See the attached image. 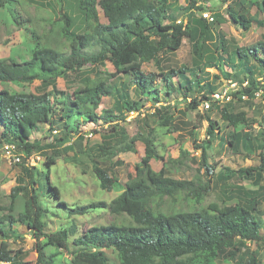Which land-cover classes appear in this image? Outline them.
Listing matches in <instances>:
<instances>
[{"label": "trees", "instance_id": "trees-1", "mask_svg": "<svg viewBox=\"0 0 264 264\" xmlns=\"http://www.w3.org/2000/svg\"><path fill=\"white\" fill-rule=\"evenodd\" d=\"M11 2L14 1L0 0V8L9 12L15 22L16 16L6 10ZM195 3L187 0L184 7L170 10L165 0H75L73 4L59 6L57 17L49 18L48 31L39 34L33 28L37 42L30 48L28 61L0 60V85L3 86L0 88V143L13 144L21 155L20 163L14 164L21 169V177L10 191L6 209L1 206L0 193V263L23 264L22 252L10 250L11 242L22 240L21 227L33 236L38 264H54L52 256L46 257L48 247L68 252L69 264H242L247 244L264 243V236L260 234V230L264 232V219L259 210L264 203V192L259 191V187L246 190L234 183L247 180L258 185L262 179L264 115L254 135H245L247 141L254 142L252 149L259 156L260 164L237 170L221 167L215 175L211 173L221 181L227 198L223 205L204 204L206 192L201 194L200 187L170 178L164 167L153 170L151 162L161 158L153 147L149 131L145 136L138 135L144 153L134 165L133 174L127 175L123 188H118L117 181L98 166L97 160L92 162V172L100 188L120 191L108 204L100 202L71 208L60 200L59 190L49 182L47 171L55 164L54 159L49 157L45 161L47 171L43 173L28 167L32 156L47 149L53 151V143L42 145L40 140L32 139L33 133L56 134L54 142L64 146L65 153L74 140H83L82 122L102 123L109 128V133L117 135L118 124L132 112L139 116L144 102L150 99L160 104L162 95L155 86L157 79L163 83V98L181 95L184 102L189 99V107L197 108L218 90L211 85V74L205 70L216 68L219 71V67H225L230 71L222 73L224 80H235L232 97L238 101L243 97L252 99L263 87L255 75L264 78V39L228 53L226 41L218 31L215 47L220 52L218 64L211 59L204 61V51L207 43L215 38L212 29L219 19L214 13L215 21L207 23L197 16L201 7ZM249 3L264 13V0ZM236 7L231 3L226 9L227 16L247 30L252 20L242 4ZM99 11L104 23L100 21ZM183 39L190 44L192 66L170 68L159 74L143 71L144 64L158 63L160 55L176 52ZM106 62L118 75L130 79L134 99L130 98L128 84L121 79L106 82L98 76L91 77L98 73L96 68ZM58 70L67 81L78 83L71 92L56 89L53 79ZM239 72L245 74L242 76ZM238 74L242 76L239 81ZM173 77L177 78L176 84L172 83ZM35 81L39 82L38 89L29 93L4 88L31 86ZM104 97L113 98L112 109L97 114ZM229 107V103L221 106L218 102L211 103L205 112L215 109L227 127L248 126L245 113H232ZM168 110L169 107L159 106L153 115L164 118L165 125L172 119ZM205 118L206 138L197 148L208 171L205 148L222 138L220 129L213 128L215 122L208 116ZM40 125H47V130L39 128ZM227 144L233 148L243 146V141L234 135ZM105 149L104 145L100 147L101 151ZM20 194L27 196L22 205L18 204ZM47 200L66 212L63 216L70 220L68 227L45 232L50 217L57 216L55 211H49ZM89 209H106L114 216V221L91 227L69 241V235L76 230L71 216L83 215ZM2 211L7 213L3 215ZM108 252L114 254L116 263L111 262ZM249 259L256 264L253 253Z\"/></svg>", "mask_w": 264, "mask_h": 264}, {"label": "rangeland", "instance_id": "rangeland-1", "mask_svg": "<svg viewBox=\"0 0 264 264\" xmlns=\"http://www.w3.org/2000/svg\"><path fill=\"white\" fill-rule=\"evenodd\" d=\"M13 1L10 8L8 7L6 10H10L16 16L15 22L12 21L9 12L7 13L3 8H0V60L8 61L11 58L17 62L19 59L28 61L30 48L37 42L36 38H34L35 35L32 33L33 28L39 34L48 31L49 18L57 17L59 6L73 4L75 0H61V3L58 0H20L21 4H18L16 0ZM151 1L156 2L159 0ZM204 1L215 14L217 13V19H219L218 24L212 29L215 38L207 43V49L204 51V61L211 59L214 64H218L220 52L215 49L218 31L222 33L226 41L228 53L236 48L250 47L257 41L264 39V13L260 12L255 4L250 5V0ZM254 1L259 2L260 0ZM165 2L170 10L187 5V0H165ZM231 3H234L235 8H237L238 4H242L244 11L246 9L248 17L252 20L247 30L232 22L227 16L226 9ZM99 16L100 21L104 23L105 20L100 11ZM221 56L225 58V55ZM192 61L190 44L187 39H183L181 47L176 52L160 55L158 63L144 64L142 69L145 73L159 74L161 71H169L170 68H188L192 66ZM219 69V71L216 68L205 70L211 74V85H213L214 89H218L216 92L222 96L218 104L221 106L229 103L230 112L245 113L251 130L245 124H239L235 128L227 127L219 119L218 112L215 109L212 108L210 111L205 112L200 106L191 108V106H188L189 99L184 102L181 95L163 98V83L160 79H157L155 86L162 95L160 104H155L150 99L144 102L143 107L140 108L139 113L141 114L139 116H137V113L132 112L124 121L118 124L117 135L109 133V128H106L102 123L82 122L80 131L86 137L83 136L82 141H71L73 145L65 153L63 152L64 146L62 147L54 142L53 137L56 134L48 133L47 131L41 134L33 133L32 139L40 140L42 145L53 143L52 149L57 154L53 156V151L44 150L42 154H36L28 160V167H34L36 173H43L47 171L44 166L45 161L49 157L54 159L55 164L47 171L49 182L59 190L60 200L71 208L85 207L100 202L108 204L120 191H106L100 188L98 180L92 172V162L97 160L99 162L98 166L106 169L109 175L117 181L118 188H123L127 175L133 174L134 165L140 161L144 153V147L138 141V135L143 134L145 136V133L149 131L153 140V147L161 158L158 161L151 162L153 170L159 171L164 167L170 178L189 181L196 188L200 187L198 191L201 194L206 192L204 204L212 202L220 205L226 204L227 198L222 190L221 181H217L215 177L211 176V173L215 175L221 167L237 170L257 167L260 164L259 156L252 149L254 142L247 141L245 135H254V132L258 129L257 123L260 117L264 115V78L256 73L255 77L262 83L263 87L257 94H254L252 99L244 97L238 101L231 95L235 91V86L232 85L235 80L231 79L229 82L221 76L224 71L229 72L230 69L225 67H219ZM96 72H98L96 75H91L92 78L98 76L106 82L113 80V78L121 79L129 86L130 98H135L132 91L133 84H131L130 79L118 75L109 63L106 62L96 68ZM239 73L242 76L245 74ZM240 74L236 78L238 81L242 77ZM176 82L177 78L173 77L172 83L176 84ZM38 83V81H35L31 86L9 85L4 88H12L18 92L29 93L38 89ZM53 83L56 89L62 92H71L78 84L71 79L67 81L63 78L60 70L56 71ZM0 88H3V86L0 85ZM112 106L113 98L104 97L96 113L100 114L104 109H112ZM159 106H164L166 109L169 107L168 114L172 119L165 125L163 124L165 122L164 118H156L153 115L154 109ZM205 116L215 122L213 128L220 129L222 138V141L216 140L205 148L206 162L209 166L208 171L205 170L201 162L200 149L197 148L203 145L206 138L207 119ZM39 128L47 130V125H40ZM94 130L97 132L94 133ZM88 134L91 135L88 136ZM234 135L242 139L243 146L238 145L233 148L228 146L227 143L231 141V136ZM102 145L106 146L104 151L100 150ZM262 156L264 158V153H262ZM262 164L264 166V161H262ZM20 170L18 166L10 163L0 154V193L2 196L1 206L4 208L9 205V194L11 189L15 187L17 178L21 177ZM234 183L246 190H256L259 187V191L264 192V171L258 185H254V183L247 180L235 181ZM44 198L43 200L45 201ZM26 200L27 196L20 194L18 204L22 205ZM47 202L49 211H55L57 216L50 217L45 232H53L59 228L68 227L70 220L68 221L63 216L66 212L61 208H57L54 203L51 205V200H47ZM259 210L262 214V219H264V203L260 205ZM6 213V211L1 212L3 215ZM71 217V222L75 225L76 230L75 234L69 235V241L77 238L81 232L91 227L108 225L114 221V216L109 214L106 209H89L83 215ZM20 232L22 240L11 242L10 250L15 252L20 250L22 252L21 262L23 264H38L33 236L24 227L20 228ZM260 234L264 236V232L261 230ZM246 248V254L242 255V264H252L249 259L250 253L254 254V262L256 264H264V243L247 244ZM45 254L47 258L49 256L53 257L54 264H69L71 258L68 252L51 247L46 248ZM108 255L111 258V262L116 263L114 254L108 252Z\"/></svg>", "mask_w": 264, "mask_h": 264}, {"label": "built area", "instance_id": "built-area-1", "mask_svg": "<svg viewBox=\"0 0 264 264\" xmlns=\"http://www.w3.org/2000/svg\"><path fill=\"white\" fill-rule=\"evenodd\" d=\"M194 1L196 2L195 6L201 7V10L197 11V16L204 19L207 23H213L215 21L214 11L211 10L209 5H207L204 0H194ZM178 22L180 21H177V23ZM257 93L258 92H255L254 94H257ZM221 99H222V96L216 92L213 95H211L210 100H207L201 103L200 107L202 108V110L206 111L210 109L211 103H217V102L219 103ZM90 135L91 134H88V136ZM0 154H2L10 163H13V164L20 163L21 155L16 151V147L13 144L0 143Z\"/></svg>", "mask_w": 264, "mask_h": 264}, {"label": "clouds", "instance_id": "clouds-1", "mask_svg": "<svg viewBox=\"0 0 264 264\" xmlns=\"http://www.w3.org/2000/svg\"><path fill=\"white\" fill-rule=\"evenodd\" d=\"M55 133V132H54Z\"/></svg>", "mask_w": 264, "mask_h": 264}]
</instances>
